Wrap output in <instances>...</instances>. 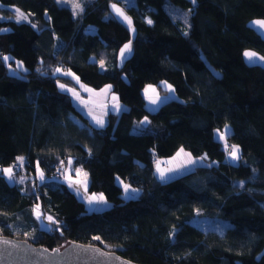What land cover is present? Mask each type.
<instances>
[{
    "label": "trees",
    "instance_id": "trees-1",
    "mask_svg": "<svg viewBox=\"0 0 264 264\" xmlns=\"http://www.w3.org/2000/svg\"><path fill=\"white\" fill-rule=\"evenodd\" d=\"M116 3L123 7L121 0L86 2L75 18L54 0H0V236L48 250L74 241L136 264H264L255 260L264 247V70L242 57L250 49L264 56L247 27L264 20V0H135L123 7L137 31L134 54L119 70L129 34L111 18ZM16 8L28 19L15 22ZM69 74L95 90L111 84L125 109L92 126L58 87H77ZM163 82L176 98L149 113L142 90ZM144 117L147 130L130 133ZM225 125L226 142L239 147L233 164L215 138ZM180 149L206 164L156 179L153 157ZM63 158L87 173V193L102 194L110 208L87 213L66 180L47 178ZM14 164L13 173L26 176L22 185L3 176ZM125 184L135 198L124 200ZM37 204L39 228L31 226ZM196 215L232 226L205 232L189 224ZM27 224L34 240L9 231Z\"/></svg>",
    "mask_w": 264,
    "mask_h": 264
},
{
    "label": "water",
    "instance_id": "water-1",
    "mask_svg": "<svg viewBox=\"0 0 264 264\" xmlns=\"http://www.w3.org/2000/svg\"><path fill=\"white\" fill-rule=\"evenodd\" d=\"M117 8L121 9L124 14L129 17L131 20V25H129L128 21L124 20L123 17L117 15L112 5H110L109 11L111 18L114 19L116 23H118L125 31L129 34V41L126 44H130V52L126 53L125 57L122 59L120 56L121 49L124 48L122 45L118 49V53L116 56V64L117 69H122L130 60V58L134 54L133 46L135 42V38L137 35L136 28H134L133 19L130 17L128 12L121 7L119 4H115ZM260 20V19H259ZM253 20L249 21L247 27L250 31L255 34L259 40L264 44V28H260L259 25L255 24ZM254 52L257 55L253 57L251 61H249L244 53ZM243 63L248 68H259L264 70V60L260 59V57H264L259 55L257 52L253 50H245L242 53ZM59 225H54L52 227L53 230ZM7 242V243H5ZM264 257V247L259 251V254L256 256V262L259 261L260 258ZM0 264H136L128 259L125 260L121 258L117 252L101 249L97 246H91L86 244H79L77 242H69L65 246L61 247V249H51L48 250L42 246H37L36 244L26 242L24 240L14 239L10 236H0Z\"/></svg>",
    "mask_w": 264,
    "mask_h": 264
},
{
    "label": "rangeland",
    "instance_id": "rangeland-1",
    "mask_svg": "<svg viewBox=\"0 0 264 264\" xmlns=\"http://www.w3.org/2000/svg\"><path fill=\"white\" fill-rule=\"evenodd\" d=\"M55 3L57 4V6L59 7H66L68 9L71 10L73 17L77 18L80 13L82 12V8L83 5L86 2H90L93 0H61V2H57V0H54ZM122 1V6L127 10V8H129L130 6L134 5V1L135 0H121ZM191 3H193V0H189ZM73 2H78L81 5V10H76L73 8ZM15 12V10H13ZM74 12H76V14L74 15ZM14 21L16 22V19H14ZM90 32H93L92 29H90ZM100 68L101 70L103 69V67H101V63H100ZM12 73H14L15 75L19 76V74L17 72H14L13 70H10ZM70 75V74H69ZM76 79V78H75ZM77 82V87L78 89H80V91H82V95H79L78 93H76V88L75 87H64L63 90L67 91L70 94V97L72 98V102H74V104H85L87 101V104L93 106V107H97L99 108H103L105 110H111L116 114H120L122 109L120 110L119 107L117 108L116 105L121 106V103H119L118 101V97L117 95H115L114 93L111 92V85L108 83L103 84V86L101 88H99L98 90H95L91 87H89L88 85H86L84 82L79 81L78 79H76ZM59 88H61L60 86H58ZM160 89V88H159ZM165 90V88L160 89V91ZM166 94V95H165ZM164 95V96H162ZM161 97L158 99V101L155 103L156 105L153 104V107H149L148 111H152L155 107H157V105L164 103L165 100L170 99L171 94L170 93H162ZM113 97H116V99H113ZM89 100V101H88ZM102 109V110H103ZM87 118H89L91 120V123H93V125L97 124V119H94L91 115L88 116ZM147 117H144L141 121H134L133 124L130 126L129 129H131V133H141L144 130H147V122L148 119H145ZM223 143V142H221ZM220 143V144H221ZM225 143V142H224ZM229 158L231 159V156L229 155ZM196 159L197 161H200V159L198 158H193ZM17 164L20 165L19 161L16 162ZM206 163H204V161L200 162L199 165H204ZM159 167L157 168H164L165 165H157ZM8 168V167H7ZM73 166H69L68 168V173H64L65 176L67 174V178L68 176H71L72 174H70V172H72ZM159 170V169H158ZM3 176L6 177V180L8 183L10 184H19L25 183V179L26 176H24V172L23 170L21 171L20 174H14L13 178L11 180H9L8 176H6L3 173ZM71 177H69L65 183L68 185V181H71ZM87 182V189H88V178H85V176L83 174H81L78 179H77V184H79L80 189L82 190V193L80 194V200L83 202L86 212L87 213H92V211L94 212H101L103 210H106L108 208L111 207V205L106 201L105 197L103 196V200H99L98 198L100 197L101 194H97V193H91L88 194L87 190H85V186H84V182ZM116 182L118 184H120L121 186H123L122 182L119 179H116ZM93 194H95L96 199H92ZM124 200L125 199H130V198H135V196H132L130 193H128V191H124V195H123ZM92 199V202L90 203L89 200ZM35 215V213H34ZM36 217V215H35ZM47 219V217H45ZM41 221V220H40ZM189 224L194 225L195 227L199 228L202 231L205 232H216L218 234H224L225 230L229 227H231V223L228 222L226 219L222 220L220 218H218L217 216H213V217H208V216H195L193 217L190 221Z\"/></svg>",
    "mask_w": 264,
    "mask_h": 264
},
{
    "label": "crops",
    "instance_id": "crops-1",
    "mask_svg": "<svg viewBox=\"0 0 264 264\" xmlns=\"http://www.w3.org/2000/svg\"><path fill=\"white\" fill-rule=\"evenodd\" d=\"M66 75H68V74L66 73ZM70 77L73 78V80L75 81V84L77 85V82H76L77 75L76 74H70ZM86 85H88V84H86ZM167 86H168V84L165 83V82H163V83H160L158 85V87H155V86L152 87L151 86V88H149V86H147L146 88H144L142 90V94H143L144 100H145V109H146L147 112L154 113V111H156L157 109H159V107H161L162 105H164V103H162V104L159 103V105H157V107H155L152 111H148L149 110V107H151V106L153 107V103L150 102L149 97H151V99H154V100L158 101V99L161 97L162 93H167L168 92V93L171 94L170 99L165 100L164 102L169 101V100H175V98H176L175 93L173 91H169ZM63 88H61L62 91H64ZM153 88L155 89V92L152 91ZM159 88L160 89L165 88V90H163V91L161 90L160 91ZM146 89L148 90L147 91V94H146V91H145ZM76 93H78L79 95H82V91H80V89H78V87L76 88ZM162 96H164V95H162ZM73 105H74L75 108H78L85 115L86 118L91 115L94 119H97V120L98 119H102L104 121L103 126L106 124V115L108 113H110V111H111V110L110 111L109 110H105L103 108H99L98 109L97 107H93V106L87 104V101H86L85 104H82L81 103V104H76V105L73 102ZM154 105H156V104H154ZM119 109L120 110L121 109L123 110V109H125V107L121 105V106H119ZM111 112H113V111H111ZM88 120H89L90 124L92 126L96 127V128L103 127V126H101L99 124L93 125V123H91V120L89 118H88ZM224 131H225V128L222 129L220 132H224ZM129 132L131 133V131H129ZM215 135H216L215 138H216V140L219 143L225 142L224 140H220L219 139L218 132L215 133ZM229 135L230 134L227 135V139H228ZM238 160H232V158H231V159H229V162L231 164H233V163H236ZM189 161H191V163H189ZM202 161H204V163H205V159L200 158V161H197L196 159H193L190 156L189 153L187 154L186 152H184L183 150L180 149L173 156L168 157L167 159H160L157 162V164L155 165V169H154L155 170V178L158 179L159 181H166L169 178H174V177H177L180 174L189 172L190 170L194 169V167H197V165H199L200 162H202ZM157 165H161V166L162 165H165V167L163 169L162 168H157V167H159ZM76 169H80V168L73 167L72 172H70V174H72V175L71 176H68V178L69 177L72 178L71 181L70 180L68 181V186L70 188V191L74 194V196H76V198L81 202V200H80V194L82 193V190H81L82 188L80 189L79 184H77V182H78L77 179H78V177L81 174H84V172H83V170H81V172L78 174L76 172ZM169 169H172V171H169ZM161 172L164 173V177L163 178H161V175H160ZM66 173H68V171ZM68 178H67V174H66L65 180H67ZM18 185H22V183H19ZM128 193H130L133 196H135V195L138 194L137 193V190L133 191V190H131L129 188H128ZM31 219H33L31 226H34V227L36 226V227L39 228L44 223L42 221V219H40L41 221H39L37 219V217H35L34 211H33V217H31ZM13 226L14 225L9 226V228H10L9 231L10 232L16 233L18 231V233L23 234L25 237H27V238L29 237L30 240H34L35 231L32 229V227L29 224H27L25 228L24 227L23 228H21V227L16 228V231H15V229H14Z\"/></svg>",
    "mask_w": 264,
    "mask_h": 264
},
{
    "label": "snow or ice",
    "instance_id": "snow-or-ice-1",
    "mask_svg": "<svg viewBox=\"0 0 264 264\" xmlns=\"http://www.w3.org/2000/svg\"><path fill=\"white\" fill-rule=\"evenodd\" d=\"M57 2H61V0H57ZM193 3H195V0H193ZM73 8L76 9V10H81V5L78 3V2H73ZM113 9L115 10V12L117 13V15L123 17L124 20L128 21L129 25H131V20L129 19V17H127L124 12L117 8L115 4L112 5ZM15 19H16V22L17 23H20L21 21H25L28 19V17L21 12V10L19 8H16L15 9ZM76 14V12H74V15ZM148 23H152L151 20L148 21ZM255 24L259 25L260 28H264V20H258V21H254ZM35 27V25H33ZM130 44L131 42H129V44H126L124 46V48L121 49V52H120V56L121 58L123 59L126 55V53H129L131 48H130ZM257 54L254 53V52H248L246 51L244 53V56L249 60L251 61L253 59V57H255ZM4 62H7L10 58L9 57H4ZM260 59L264 60V57H260ZM19 63V62H18ZM101 67H103V61H101ZM57 72L61 71L59 68L56 69ZM61 88L64 87V85H60ZM168 90L169 91H173L172 89V86L171 85H168ZM149 88H151V86H149ZM146 91V94H147V89L145 90ZM153 92H155V89L153 88L152 89ZM113 99H116V97H113ZM150 99V102L155 104L157 101L154 100V99H151V97H149ZM116 107L118 108L119 105H116ZM147 119V118H145ZM97 124L103 126L104 124V121L102 119H98L97 121ZM230 133V129H228V126L225 125V131L224 132H218V135H219V139L220 140H224L225 141V149L227 150L229 148V145L227 144V135ZM229 155L231 156L232 160H238L239 159V147L236 146V145H232L231 146V150L229 152ZM17 160L19 161L20 165L22 166L23 165V160L24 158L23 157H18ZM63 164V162H61ZM189 163H191V161H189ZM68 164L69 166H71L72 164V161L71 159H69L68 161ZM3 173L8 176L9 180H11L13 178V167H8V168H4L2 169ZM169 171H172V169H169ZM76 172L79 174L81 172V169H76ZM37 173H38V176L41 180H43V173L42 171H40V168H39V163L37 164ZM85 176V178L87 177V173H84L83 174ZM161 178L164 177V173L161 172ZM119 179V178H118ZM71 186V185H70ZM84 186H85V190H87V182H86V179H85V182H84ZM241 186H243V182H241ZM124 188H125V191L127 192L128 191V185L125 184L124 185ZM135 191V190H133ZM92 199H96L95 197V194H93V197ZM92 199L89 200V202L91 203L92 202ZM99 200H103V195L101 194L100 197L98 198ZM34 213L37 217V219H41V212H40V206L37 204L35 206V209H34ZM47 220L49 221L50 224H54L55 221L53 220V218L51 216L47 217ZM95 239H99V237H96ZM7 243V242H5Z\"/></svg>",
    "mask_w": 264,
    "mask_h": 264
},
{
    "label": "built area",
    "instance_id": "built-area-1",
    "mask_svg": "<svg viewBox=\"0 0 264 264\" xmlns=\"http://www.w3.org/2000/svg\"><path fill=\"white\" fill-rule=\"evenodd\" d=\"M229 145V148L226 150L225 149V143L221 144V150H223V152L225 154H227V156H229V152L231 150V145L229 143H227ZM153 159L157 162L158 159L156 157H153ZM69 158H63L59 161H57L56 164H53L51 166V172H49L48 175V179L54 180L55 182H63L65 180V172L68 170L69 168V164H68ZM63 162V164L61 163ZM19 168L18 165H13V169L17 170Z\"/></svg>",
    "mask_w": 264,
    "mask_h": 264
}]
</instances>
